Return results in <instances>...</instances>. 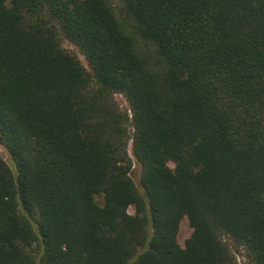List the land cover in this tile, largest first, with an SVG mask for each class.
I'll return each mask as SVG.
<instances>
[{"label": "trees", "instance_id": "trees-1", "mask_svg": "<svg viewBox=\"0 0 264 264\" xmlns=\"http://www.w3.org/2000/svg\"><path fill=\"white\" fill-rule=\"evenodd\" d=\"M120 15L0 0V264H264V0Z\"/></svg>", "mask_w": 264, "mask_h": 264}, {"label": "rangeland", "instance_id": "rangeland-1", "mask_svg": "<svg viewBox=\"0 0 264 264\" xmlns=\"http://www.w3.org/2000/svg\"><path fill=\"white\" fill-rule=\"evenodd\" d=\"M109 2L111 3L114 13L116 15L117 18H119L121 20V0H109ZM61 47L68 51L71 52L75 55H77L78 59L80 60L81 64L83 65V67L89 71V67L87 65L86 60L84 59V57L80 54V52L78 51L77 47L75 45H73L72 43H70L69 41L65 40V39H61ZM145 52L147 49L146 46L144 47ZM114 101L117 103V105L122 109V110H127L128 109V105L127 102L125 100V98L122 95L116 94L114 95ZM129 131V137H131L132 135V130L131 128L128 130ZM128 153L132 159V169H131V173L130 176L134 182V184L138 187L139 186V177H140V167L139 165L135 162V160L133 159L132 155H131V142L128 143ZM0 156L1 158L8 164L11 166L12 162L11 159L8 155V153L6 152L5 148L0 144ZM169 167L173 168V164L169 163ZM128 213L130 215H134V208L130 207L128 209ZM191 228L188 224V221L186 219H183L180 223V227H179V232H178V242L180 244V246H184V242L189 238V236L191 235ZM238 256V261H241V258H239Z\"/></svg>", "mask_w": 264, "mask_h": 264}]
</instances>
